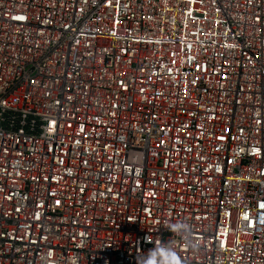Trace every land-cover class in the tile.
<instances>
[{"label": "built area", "instance_id": "obj_1", "mask_svg": "<svg viewBox=\"0 0 264 264\" xmlns=\"http://www.w3.org/2000/svg\"><path fill=\"white\" fill-rule=\"evenodd\" d=\"M169 240L264 264V0H0V264Z\"/></svg>", "mask_w": 264, "mask_h": 264}, {"label": "clouds", "instance_id": "obj_2", "mask_svg": "<svg viewBox=\"0 0 264 264\" xmlns=\"http://www.w3.org/2000/svg\"><path fill=\"white\" fill-rule=\"evenodd\" d=\"M169 228L177 237L185 240L191 231V226L184 221L173 223ZM137 264H180L176 241L169 240L147 249L139 256Z\"/></svg>", "mask_w": 264, "mask_h": 264}]
</instances>
